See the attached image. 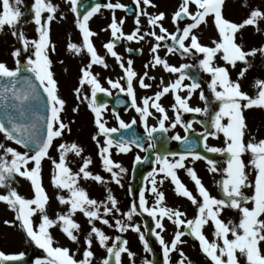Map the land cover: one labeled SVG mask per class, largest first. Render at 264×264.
<instances>
[{
    "label": "snow or ice",
    "instance_id": "obj_1",
    "mask_svg": "<svg viewBox=\"0 0 264 264\" xmlns=\"http://www.w3.org/2000/svg\"><path fill=\"white\" fill-rule=\"evenodd\" d=\"M67 2L70 11L75 14V25L82 35V44L69 42L67 48L75 54L86 51L89 55V62L80 69L81 75L74 92L77 100L88 101L87 106L94 114V124L97 128L92 139L99 147L104 170L111 174L112 180L117 185L123 187L120 176L127 170L112 160L110 150L115 147L120 153H128L133 145L137 148H142L143 145L138 142L139 138L134 133L131 139L121 136L114 140L113 133L120 129H130L136 120L133 119L131 123H126L117 114L119 128L108 127L107 121L104 119L107 106L105 103L97 101L98 93L111 95L109 89L101 85L98 75H94L92 71L93 65L107 67L105 58L98 54L92 41V37L97 34L89 27L90 19L101 12L102 8L113 11L111 22L108 25L113 39L105 43L103 47L119 62V66L125 73L126 87L119 80L109 79L107 82L111 88L127 92L128 96L132 98V105L140 113L148 139L152 140L153 133L158 130L166 133L169 128L174 129L177 125H182L187 133L192 129V121L182 122V113L210 114L211 127H206L201 134L204 141L203 146L207 152L227 157L225 166L218 167L217 160L193 150L194 141L189 140L186 135L181 136L176 133L171 137L172 140L191 145V147L182 152L156 154L155 162L159 167H153L147 173L144 179L150 187L141 189L139 205L133 202L128 212L124 213L127 219L131 221L133 215L138 214L139 209L155 221V228L152 231L162 246L164 264H171L170 253L173 251L179 252L180 259L177 264H193V261L188 259L183 250L178 248L179 245L185 243L182 239L185 235H191L199 242L201 252L210 260L211 264H264V138L255 142L252 138L247 143L244 140L247 131L244 112L252 108L264 110V79L254 80L253 87L256 91L252 95L242 90L240 82L252 67L249 58L256 56L257 53L264 56V44L246 50L242 43L237 42V33L245 26H254L257 32L261 31L259 22L264 21V10L252 8L247 18L236 23L223 15L225 0H182L178 9L171 16L172 23L175 25L174 31L169 32L163 25L166 17L165 12L149 14L147 11L140 10L135 18L137 27L131 33L125 34L123 19L117 21L115 17V10L127 8L119 0H116L115 3L112 0L104 4L94 3L83 14L79 10L80 0H67ZM23 3L24 0H0V32L7 27L11 31V35L16 37L21 45L11 52V56L14 58V67L10 68L5 62L0 61V133H3L7 141H14L16 145L23 146L25 149L19 151L15 147H6L5 144L0 143V149H3V155H0V187L7 188L6 193L0 194V202L7 204L9 209L15 213V220L19 222L27 237L35 246L43 250V257L37 258L35 264H93L96 255L92 249L93 237L106 250L101 264H122V254L126 253L129 258L135 256V253L127 247L128 241L122 239L121 236L112 239L93 223V221L100 220L103 224L111 227L109 220L103 218L100 210L103 207L104 215L112 213L113 210L119 212L117 199L112 195L111 190H108L106 200L98 201L91 198L88 191L80 186L81 179H90L98 183L105 182L101 175L89 171V165L92 163L91 158H83L78 170L74 171L69 166L67 157L69 153H74L76 156L83 153L84 149L79 144L72 142L56 145L58 159H53L49 153V150L54 147V141L57 138H62L65 131H71L69 125L61 119L66 100L59 95L58 81L54 78L52 60L49 55L50 51L55 50L50 38V25L56 18L58 5L52 0H34L31 4V22L35 25L34 30L37 36L29 38L19 27L21 23L27 22L22 19L26 15V12L21 10ZM141 4L157 7L153 0H135L138 10ZM192 6H194V11L190 10ZM244 6L246 7L247 4L245 3ZM140 15L148 18L147 23L152 26V31L140 34ZM209 17H211L218 35V39L211 41L212 46L201 43L196 34L202 24L208 23ZM186 19L189 22L182 24L181 22ZM157 27L159 34L155 31ZM145 36L153 37L156 42L150 49L153 54L152 67L162 66L168 73L178 75L174 81L156 91L154 96L144 97L142 106H137L133 80L138 77V74L132 67L133 61L129 59L125 66L123 58L114 48L116 41L121 38H126L128 41H139L143 40ZM169 40H171V44L167 43ZM161 42H165L163 47L170 54L176 52H180L181 55L202 54L203 58L199 59L198 66L210 76L207 87L214 101L218 102V110L210 113V102L201 89V84L195 77L187 74L186 70L191 67L190 65L175 66L170 64L167 58H162L159 55ZM217 58L223 61V64L217 63ZM238 62L243 67L238 70L237 78L233 79L229 67L236 68ZM147 66L145 65V67ZM147 76L148 73L144 72L142 76L138 77L139 85L145 89L152 87L151 84L145 83ZM150 79L155 78L150 77ZM185 79L191 80V83H183ZM161 84H163L162 80ZM85 85L90 87V96L82 95ZM197 89H200L199 99L205 102L203 108L192 107L189 104V100ZM181 90H186L187 94L180 95ZM169 92L174 94V103L171 107L175 117L166 127L165 121L169 120V116L159 101ZM150 108L160 114L158 128L149 127L147 124L148 118L152 115ZM78 110V106L72 109L73 112ZM221 135L223 137L222 147L207 144L209 137L219 138ZM100 136L105 138L102 146L98 139ZM154 147L155 143L148 145V148ZM245 153L250 155L247 165L242 159ZM9 156L10 159H8ZM169 157L173 159H169ZM188 157L193 160H205L210 172L221 173V179L217 181L223 193L221 198H217L209 192L192 167H187L186 171L194 181L200 199L193 195V192L179 179L177 170L185 168V161ZM46 158L51 161L53 167L52 185L66 192V195H58L57 200L60 204L67 206V211L57 212L54 217L48 214L50 198L42 181V161ZM145 159L147 158L145 157ZM140 161L141 157L136 155L135 162ZM249 168L255 171L253 180L249 179L250 172L246 171ZM114 169H118V171ZM16 176L30 182L33 192L30 198L21 195L16 188L11 186ZM158 176H160L159 180ZM165 179L171 181L177 195L187 198L192 205L196 206V214L193 218L188 219L183 211L166 206L165 194L158 188V184H163ZM246 188L252 189L250 195L245 194L244 189ZM146 190L155 197L154 205L151 207L147 206ZM109 204L111 207L108 206ZM225 210L237 212L238 223H234L232 219L227 221L222 219ZM77 212L82 213L91 225L90 231L84 238L85 248L80 259L76 258L70 248L56 246L51 231L54 228H59L70 241L78 243L81 225L74 219ZM37 215L38 222H34ZM164 218L175 225L174 236L170 242H166L161 235V232L165 230L162 222ZM5 223L9 224L10 222L6 220ZM209 223L214 228L212 241H209L203 232L204 227ZM115 225L120 232H126L129 228L137 232L139 239L144 244L145 251H152L139 224L116 220ZM156 229H160V231H156ZM110 239L112 243L109 246ZM23 256L22 252L18 255H6L0 251V264L3 261L19 260ZM142 264H153V261L146 259Z\"/></svg>",
    "mask_w": 264,
    "mask_h": 264
},
{
    "label": "rangeland",
    "instance_id": "obj_2",
    "mask_svg": "<svg viewBox=\"0 0 264 264\" xmlns=\"http://www.w3.org/2000/svg\"><path fill=\"white\" fill-rule=\"evenodd\" d=\"M227 1L228 4L230 3V5L232 4L234 5V3H236L238 10H241L240 12L241 14L239 16L241 18L240 22H242L243 19L247 18L252 8H261L262 10H264V0H226V2ZM33 2L34 0H24V3L21 5V10L26 12L25 17L22 19L27 22L21 23L19 27L24 31L25 35L29 38H35L37 36V33L34 30L35 25L34 23L31 22V17H32L31 4ZM52 2L58 5V12L56 14V18L51 22L50 25V29H51L50 38L52 44H54L55 46V50L50 51L49 55H50V59L52 60V71L54 72V78L58 81L59 95L61 96V98L66 100L65 109L61 113V119L66 124L69 125L71 131L70 132L65 131L62 138H57L54 141V147L49 150V153L53 159H58L59 154L56 151L55 146L58 145L59 143L75 142L84 149L83 153H81L80 156H76L74 153L68 154L67 159L69 161V166L72 167L74 171H76L78 170L79 166L82 164L83 158L90 157L92 163L89 165V171L93 172V174L101 173L100 175L104 178V180H109L108 182L105 181L102 184L107 185L109 190H111L112 195H114L118 201L117 207L119 208L120 211L116 212L115 210H113L112 213L104 215L103 207H101L100 210L101 214L103 218L108 219L109 223L114 227L115 229L114 236L116 237L117 235H120L127 238L128 241L127 247L129 248L130 251L135 253V256L132 258H129L126 253L122 254V258H121L122 264H142V262L146 259L152 261L153 257L150 258L147 257V254L144 249V244L139 239V234L137 232L133 231L131 228H129V230L126 232H120L115 225L116 220H121L125 223H130V224H139L141 227V232L145 234V239L148 241V245L151 246V248L155 247L156 249L160 250L161 247L156 246L157 244L156 240H151L150 236L148 235V229L146 224V217H148L147 213L142 214V212L138 209V214H134L131 221H129L127 217L124 215V213L128 212V210L130 209L133 203V200L130 196L129 183H131V172L135 162V157L136 155H139L142 158V156L145 155V152H141L137 148H131V151L128 153H120L116 150L115 147H113L110 150L112 160L114 162H118L122 167H124L127 170L126 172L122 173L120 176L121 185H123V187H121L120 185H117L114 180H112L111 174L104 170L100 155L97 153H93L92 152L93 150L91 148H87L89 147L88 144L89 142L86 140L87 137L90 136V139L92 140L91 137L95 135L97 132V128L94 124V114L87 106L88 101H84L82 99L81 100L76 99L74 89L78 86V79L81 75L80 69L89 62V55L87 54L86 51L81 52L80 54H75L74 52L68 50L67 44L69 42L82 44V35L75 25V14H73L70 11V6L67 0H52ZM112 2L115 3L116 0H112ZM119 2L125 4L127 7L134 6L137 9L135 5V0H119ZM156 2H157L156 4L157 7L155 8L141 4L140 9L139 10L137 9L138 13L140 10L147 12H149L150 10H154L152 11L151 14H157L158 12L163 11L166 13V17L164 21L165 20L168 21V22L166 21L167 23L163 21L164 27H166L169 30V32L174 31L175 25L172 23L171 16L178 9V6L182 2V0H171L169 5L163 4L162 0H156ZM245 3L247 4L246 7L244 6ZM230 5H227V7L225 5L223 11L228 10ZM190 10L194 11V6H192ZM112 15H113V11L111 9L102 8L101 12L95 14L89 21V27L91 28L92 31H94L97 34L94 37H92L93 44L98 54L103 56L105 59H108L109 53L104 51L105 49L103 45L107 43L109 40L113 39L111 36V30L108 28V25L111 22ZM115 17L117 21L123 19L124 33H131L132 31L135 30L134 26H135L136 15H128L126 9H117L115 10ZM140 21L142 24H144V26H141L142 29L144 30V33L153 30L152 26L147 23V19L145 16L140 15ZM209 25H214L212 20H210ZM259 26L261 29L260 32H257L254 26H251L252 34L249 36H245L244 40L241 41L244 34L243 33L241 35V38L237 40L238 43L243 44L246 50L252 47H259L261 44H264V21H260ZM127 27H129V30H127ZM155 31H157V33L159 34L158 27L155 29ZM196 34L200 38L201 32H198ZM214 38L215 36L213 35L211 39L213 40ZM144 39L152 40L150 43H145L148 46V53L146 57L147 59H151L153 58V55L149 49H151V46L154 45L156 42L153 40V38H147L146 36L144 37ZM144 39L139 41L137 40L134 41L144 43L145 42ZM207 40L208 43L211 45L210 39L208 38ZM96 42L97 45L95 44ZM164 43L165 42H161V48L159 49L160 55L162 54V51L166 50L163 47ZM167 43L170 44V40L167 41ZM20 46L21 45L18 43L16 37H13L11 35V31L7 27H5L4 31L0 32V61L5 62L10 68L14 67L15 66L14 58L11 56V52L13 51L14 48ZM195 56L197 58V61L203 58L202 54H195ZM161 57L167 58L168 62L175 66H179L187 62H192L195 64V62L188 57H185L186 59L185 61L183 58H181V56L178 53H172V54L165 53L164 55H161ZM260 57L261 54L257 53L256 56L249 58L252 67L249 69L248 73H246L245 78H243L240 81L242 85V90L247 92L249 95L254 94L256 91V89L253 87L254 80L257 78L264 79V71L260 65ZM221 62L223 64V61ZM242 67L243 65L239 62L236 68L229 67V71L233 79L237 78L238 70ZM143 69H141V71ZM153 69L159 72H163L162 66H156ZM92 71L93 74L96 75L94 65ZM166 73H167L166 76L169 75L170 77L177 78L178 75V74L168 73L167 71ZM105 75H107V72L101 70L98 74L99 81H103V77ZM150 77H153V75H151ZM84 94H87L89 96L91 95L90 87L88 85H85L84 88L82 89V95ZM195 96H197L196 92L193 94L192 97ZM210 96L211 99H214L212 94ZM77 106L79 110L77 112H73L72 109ZM184 114L185 115L182 114L181 116L182 122L187 123V115H189L190 113H184ZM157 116L158 117H156L157 118L156 122L158 123L160 114L158 113ZM244 116L247 123V131L244 136L245 143H247L252 138H254V142L264 138V110L259 108H252L246 110L244 112ZM170 121H171L170 119L168 121H165L166 127L169 126ZM81 128L84 131H82ZM140 128L143 129L144 127L140 125L139 129ZM190 130H197L199 132H202L203 127L196 125V126H192V129ZM166 133H168L169 135L171 145H177L178 141L172 140L171 137L176 133H179L181 136H184L186 132L184 131L182 125H177L176 128L174 129L169 128V131ZM98 139L100 140V143H102L103 145L105 138L103 136H100L98 137ZM0 143L5 144L6 147L7 146L15 147L19 151L25 150L22 146L16 145L15 142L7 141L3 133H0ZM150 143H154V141ZM150 143H148L147 145H149ZM207 144L209 146L222 147L223 146L222 135L219 138L209 137L207 140ZM216 154L218 155V158L216 159L218 161V167L225 166V161L227 157L222 154H218V153ZM0 155H3V149H0ZM10 158L11 157L9 156L8 159ZM169 159H173V158L169 157ZM242 159L247 165L250 159V155L248 153H245L242 156ZM192 163L198 164L197 168H194V170L196 171L198 177L202 180L204 186L207 189L209 188L210 175H213L215 177L216 185L218 186L219 191L217 194H213L210 191L209 192L213 196H216L217 198H221L223 196V193L220 186L217 184V181L221 179V173L210 172L208 170V165L205 160H193L191 157H188L185 161V168L177 170L179 179L185 184V186L190 191L193 192V195L197 196V198L200 199L198 192L196 190L195 183L194 181L191 180L190 176L187 174L186 171V168L191 167ZM29 166L31 167V165ZM114 170L118 171V169H114ZM48 171H50V173L52 174L53 167L51 161L46 158L44 161H42V181L44 182H45L44 180L45 172ZM246 171L250 172L249 179L253 180L255 171L250 168L246 169ZM102 172H104L103 175ZM96 183L98 182L90 179L80 180V184L88 186L87 191L93 187V184ZM11 186L16 188L18 193L24 195L25 197L30 198L33 195L30 182L27 179L16 176L12 181ZM160 188L161 191H163L165 194V204L167 207L179 209L180 211H183L186 214V218L188 219L193 218V216L196 214V206L192 205L187 198L177 195L174 191V185L171 183L169 179H165L164 183L160 185ZM6 192H7V188L0 187V194ZM244 192L245 194L250 195L252 189L246 188L244 189ZM61 195H66V192L62 191ZM106 197H107L106 195L98 197L99 199L98 201H105ZM145 199L147 201V206L151 207L154 205L155 197L153 194H148L147 196H145ZM108 206L111 207L110 204ZM111 214H113V216ZM221 218L225 219V221H227L228 219H232L234 223H238L239 215L235 211L225 210ZM38 219L39 217L37 215V217L34 218V222H38ZM6 220L9 221L10 223L6 224L5 223ZM162 222L165 226V230L161 232V235L167 240V242H170L174 236L175 225L167 218H164ZM153 228H155L154 220H153ZM54 229H52L51 231L53 238L56 242V246H66L70 248V250L73 253H75L77 259L82 258V252L85 248L84 238L87 236L88 232L90 231L91 226H89L87 230H82L81 228L79 233L78 243L68 240L71 244L70 246L67 245L66 240L62 239L64 238V234L59 233ZM156 231H160V229H156ZM213 231L214 228L211 223L206 225L203 229L204 235L207 237L209 241H212L214 239ZM167 235L169 236V238L167 237ZM182 239L185 241V243L179 245L178 248L183 250V252L188 257V259L192 261H196L198 262V264H211L210 260L201 252L199 247V242L197 240L193 241L188 235H185L184 237H182ZM134 241L136 243H134ZM97 243L98 241L96 240L95 237H93L92 248L95 247V244ZM0 251L4 252L6 255H18L19 253L22 252L24 253V256H33L36 259L42 258L44 255L43 250L35 246L34 243L31 242L30 238L27 237L24 230L20 227L19 222L15 220V213L11 209H9L7 204L4 202H0ZM176 254L177 256H175L173 252L170 253L171 264H177L178 260L180 259L178 251L176 252ZM102 259L103 258H101L97 264H101Z\"/></svg>",
    "mask_w": 264,
    "mask_h": 264
},
{
    "label": "flooded vegetation",
    "instance_id": "obj_3",
    "mask_svg": "<svg viewBox=\"0 0 264 264\" xmlns=\"http://www.w3.org/2000/svg\"><path fill=\"white\" fill-rule=\"evenodd\" d=\"M127 30H129V27H127ZM125 34H129V33H125ZM145 43L146 42L140 43L134 40L128 41L126 38L120 39L119 41L115 43L114 50L118 53L119 56L123 58V61L125 62V66H127V61L129 59L133 61L132 67L137 72L138 77L143 75V72L145 70V65L148 64L146 62L148 46ZM95 44L97 45V42ZM104 51L107 52L106 49ZM176 53H178L181 56V58H183L185 61H186L185 57H188L192 60H196L195 55H181L180 52H176ZM105 61H106L107 67H104L102 65H94V66H95L96 75H98L101 70L107 72V75L103 77V81H100V83L104 88L109 89L111 95L106 94V96L103 99H100L99 97L97 98V101L99 103H102V102L107 103L106 104L107 107L104 112V119L107 121V126L119 128V121L116 119L117 114L119 115L120 119H123L126 123H131V121L135 119L136 120L135 124L137 126L144 125V123L142 122L140 118V113H138L133 107L132 98L128 96L127 92H120L118 89L111 88V86L107 82L109 79H112L114 81L119 80L120 83L126 87V80L124 79L125 73L123 69L119 66V62L116 60L115 57L111 56L110 53H109L108 59H105ZM217 62L219 64H222L219 59H217ZM189 63L190 62H187L185 64L189 65ZM141 69L143 70L141 71ZM138 77L134 78L133 87L135 90L136 104L137 106H142V100L144 97L154 96V93L156 91H159L160 89L157 88V81L155 79H150V78L149 80L151 81L152 87L150 88V90L143 89L138 83ZM175 78L176 77H170V79L172 80H175ZM205 78H206L205 83L201 87V89H203L206 97L208 98V101L210 102L209 108H210V113H211L214 110H218V102L214 101V99H211L210 90L207 87V84L210 81V76L207 74ZM184 83L185 84L191 83V80L185 79ZM199 91L200 89H197L196 90L197 96L191 97V99L189 100L190 106L192 107L196 106V107H201V108L205 106V102L199 99ZM184 92H186V90H182L181 93H184ZM128 98L131 100H128ZM165 100L166 98L162 97L159 102L163 105V102ZM118 101L120 102L118 103ZM128 104H130V106H127ZM151 111H155V109H151ZM167 111L169 113V116L171 114V116L174 119L175 115H174L172 107H167ZM182 114L185 115L184 113ZM154 120H155V117L151 115L147 120V124L152 123ZM187 120L192 121V125L201 126L205 124L211 127V115L210 114L205 115L203 113H190L189 115H187ZM146 187H150V185L146 184Z\"/></svg>",
    "mask_w": 264,
    "mask_h": 264
},
{
    "label": "bare ground",
    "instance_id": "obj_4",
    "mask_svg": "<svg viewBox=\"0 0 264 264\" xmlns=\"http://www.w3.org/2000/svg\"><path fill=\"white\" fill-rule=\"evenodd\" d=\"M163 1V4L165 5H169V3L171 2V0H162ZM153 3L157 4L156 0H153ZM225 5V4H224ZM230 5V3L228 4ZM237 6H236V3H234V5H230L228 10L226 11H223V15H225L229 20L233 21V22H236V23H239L241 18L239 17L240 16V13L238 12L237 13ZM152 11L154 10H150L148 13L151 14ZM146 17V16H145ZM146 19H148L146 17ZM211 17L208 18V23L206 25L202 24L199 29L196 31L197 32H201L200 34V42L203 43V44H206V45H209L211 46L209 43H208V38L211 39L212 36L214 35L216 38H218V35H217V32H216V29L214 27V25H209V22H210ZM167 20H165L164 22H166ZM168 22V21H167ZM166 22V23H167ZM136 25V24H135ZM141 26H144V24H140L139 27L142 28ZM137 27V25H136ZM246 29H250L248 32L246 31L244 34H243V37L241 39V41L244 40V37L245 36H249L252 34V31H251V27L250 26H246L244 28V30ZM147 38H153L151 36H146ZM241 38V34H240V31L237 33V40ZM153 40L155 41V39L153 38ZM152 40H148L147 43H150ZM165 50L162 52V54H165ZM146 62H152V59H146ZM148 65L147 66V70L145 72L148 73V76L145 77V83H148V84H151V81L149 80L150 78V65L149 63L146 64ZM155 80L157 81V88L161 89V87H163L164 85H167L169 84L170 82L174 81L172 79H170V76H166V73L164 72L163 74H159L157 73L156 70H154V72L152 73ZM161 80L163 81V84H161ZM145 89V88H143ZM145 90H150V88H147ZM182 90L180 91V95L184 96L187 94V92H184L183 94L181 93ZM165 98L166 100L163 102V106L166 107L165 109L167 110V106L172 104L174 102V94L172 92H169L168 94L165 95ZM171 107V106H169ZM150 111H151V108H150ZM170 119L172 118L171 114H170ZM82 129V128H81ZM145 129V128H144ZM82 131H84L82 129ZM92 138V137H91ZM89 143V147L87 148H91L93 151V153H97L99 154V147L96 143V141H94L93 139L91 140L90 139V136L87 137L86 139ZM90 140V141H89ZM87 144V145H88ZM100 145L102 146V143H100ZM198 164L197 163H192L191 167L192 168H197ZM51 173L50 171L48 172H45V176H44V180L45 182L43 181V186L45 187L46 191H47V194L49 196V206H48V214L52 217H54L55 213L57 212H60V213H63L65 211H67V206L66 205H62L59 203V201L57 200V196L58 195H61V192L62 190L60 189H57L56 187H54L51 183ZM95 187H92L91 189H89L88 193L89 195L91 196L94 192H98L99 194H104L106 193V187L103 185V184H96L94 185ZM208 190L213 193V194H217L218 191H219V188L218 186L216 185V180H215V177L213 175H210L209 177V188ZM74 219L77 220V222L81 225V228L82 230H87V228L89 226H91L89 223H88V220L87 218L80 212H77ZM93 223L95 224L96 227L100 228L102 231L105 232L106 235H108L109 237L113 238L114 237V234H115V229L113 226L109 227L108 225H105L103 224L100 220H96V221H93ZM167 229V228H166ZM55 231H58L59 233H62L59 228H55L54 229ZM54 230H53V233H54ZM167 237L169 238V236L167 235ZM64 240H66V243L67 245H71L70 242L68 241L69 239L64 235V238H62ZM165 239V238H164ZM165 241L167 242V240L165 239ZM111 242V239L109 240L108 244ZM134 243H136L134 241ZM156 246H159L161 247L160 250L159 249H156L155 247H152L149 246L152 251L151 252H146L147 254V257L150 258L155 251H160L161 254H163V249H162V246L159 244V241L156 240ZM93 251L96 253L95 257H94V260H93V264H97L99 262V259L100 257H102L105 253H106V250L104 248H102L99 244L98 245H95V247L92 248ZM177 251H173V253L175 254V256H177L176 254ZM155 255V254H154Z\"/></svg>",
    "mask_w": 264,
    "mask_h": 264
},
{
    "label": "water",
    "instance_id": "obj_5",
    "mask_svg": "<svg viewBox=\"0 0 264 264\" xmlns=\"http://www.w3.org/2000/svg\"><path fill=\"white\" fill-rule=\"evenodd\" d=\"M107 0H85L82 6H80V11L83 12L89 9L94 3H103ZM85 9V10H83ZM131 12V11H130ZM262 64L264 66V56H262ZM133 133L139 138L138 142L144 145L145 141L147 140L145 136L139 134L137 132V128L132 126L130 129H125L122 133H118V136H126L127 139H131ZM156 134L160 135V132H156ZM191 141L195 142V146L193 147L194 151H198L203 153L204 155H209L210 153L206 152L202 148V143L199 139L191 138ZM191 147V145H183L180 151H185L186 148ZM155 160V153L149 154L147 159L144 161L137 162L135 170H134V187H133V194H138V191L144 182L145 175L151 170L153 166V162ZM2 264H33V261L23 258L16 261H4Z\"/></svg>",
    "mask_w": 264,
    "mask_h": 264
}]
</instances>
